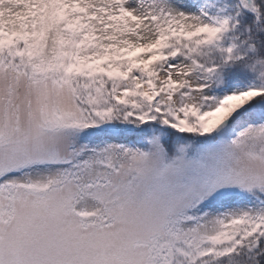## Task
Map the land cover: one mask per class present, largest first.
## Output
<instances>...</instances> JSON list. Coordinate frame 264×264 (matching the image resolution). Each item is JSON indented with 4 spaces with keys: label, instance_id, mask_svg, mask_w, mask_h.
I'll use <instances>...</instances> for the list:
<instances>
[{
    "label": "snow or ice",
    "instance_id": "obj_1",
    "mask_svg": "<svg viewBox=\"0 0 264 264\" xmlns=\"http://www.w3.org/2000/svg\"><path fill=\"white\" fill-rule=\"evenodd\" d=\"M0 264H264V0H0Z\"/></svg>",
    "mask_w": 264,
    "mask_h": 264
}]
</instances>
